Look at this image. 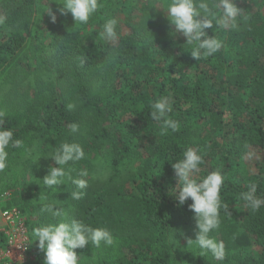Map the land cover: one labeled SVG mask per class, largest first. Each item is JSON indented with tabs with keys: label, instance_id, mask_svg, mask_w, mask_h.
Instances as JSON below:
<instances>
[{
	"label": "trees",
	"instance_id": "1",
	"mask_svg": "<svg viewBox=\"0 0 264 264\" xmlns=\"http://www.w3.org/2000/svg\"><path fill=\"white\" fill-rule=\"evenodd\" d=\"M153 2L99 0L89 22L75 24L56 0H0V86L25 85L20 99L0 102V127L23 142L8 147L0 170V208L21 211L29 237V258L15 264H44L32 230L60 219L113 235L111 246L77 248L79 264H264V207L251 211L241 198L253 184L264 198V0H236L244 10L238 29L213 25L208 35L223 47L199 60ZM110 18H118L113 42L102 39ZM162 96L171 98L177 131L162 134L151 119V104ZM62 142L84 148L85 158L66 167L73 177L88 171L86 189L67 178L54 189L43 186L49 166H58L49 155ZM188 147L204 157L195 179L213 170L225 177L221 199L231 214L221 209L212 233L225 243L223 260L188 245L196 219L191 199L180 206L173 194L172 167ZM248 151L256 155L246 158ZM73 191L84 195L73 200ZM41 195L64 215L42 212ZM6 245L0 233V264Z\"/></svg>",
	"mask_w": 264,
	"mask_h": 264
},
{
	"label": "clouds",
	"instance_id": "2",
	"mask_svg": "<svg viewBox=\"0 0 264 264\" xmlns=\"http://www.w3.org/2000/svg\"><path fill=\"white\" fill-rule=\"evenodd\" d=\"M60 5V15L71 14L75 24H87L90 17L96 13L101 4L99 0H56ZM163 9L172 28V34H180L186 38V44L192 45L191 56L199 60L202 56L208 57L217 53L223 47V41L216 35H208L207 30L213 28L224 31L237 30L239 20L244 18V10L240 8L236 0H156L152 9ZM48 15L51 22L55 23L57 14L48 7ZM118 18H110L103 24L102 39L109 42L116 41L119 33ZM215 33V32H214ZM75 107L73 103L66 105L68 110ZM151 119L159 122L161 133L169 129L177 131L179 122L172 119L169 113L172 112L171 98L162 96L151 104ZM72 132L79 130V125H70ZM14 133L9 128L0 127V170L7 166V149L11 145L20 147L21 140L13 139ZM84 148L75 142H62L55 147L49 155L58 166H49L48 173L42 178L43 186L54 189L65 178L71 181L77 189L88 187L86 169H81L76 177L71 173L74 168H68L70 162L75 164L85 158ZM256 154L253 151L246 153V158H252ZM204 157L197 148L188 147L183 158L173 163L172 167L178 180L173 194L180 206H183L189 199L192 203L189 209L193 211L196 219V238L189 239L188 245L195 243L202 256L211 254L216 260H223L226 255L225 243L218 240L212 233L218 230L221 224L220 212L223 209L229 215L228 204L221 199V189L225 177L220 170L210 171L202 179H195L200 172V165ZM255 184L249 186V190L241 194L251 211H259L264 207V198L256 195ZM84 195L83 191L71 192V199L80 200ZM39 200L42 204L41 211L47 212L53 218L62 217L64 214L54 204L47 202V197L41 195ZM33 241L38 240V248L45 253L44 264H79L76 253L77 248H84L87 245H95L97 248L104 244L111 246L114 238L111 232L104 227H92L83 221L73 219L70 222L60 219L55 223H45L32 230Z\"/></svg>",
	"mask_w": 264,
	"mask_h": 264
},
{
	"label": "built area",
	"instance_id": "3",
	"mask_svg": "<svg viewBox=\"0 0 264 264\" xmlns=\"http://www.w3.org/2000/svg\"><path fill=\"white\" fill-rule=\"evenodd\" d=\"M0 233L7 239L6 247L1 251V259L5 264L24 262L27 258L29 237L25 219L17 208H0Z\"/></svg>",
	"mask_w": 264,
	"mask_h": 264
},
{
	"label": "rangeland",
	"instance_id": "4",
	"mask_svg": "<svg viewBox=\"0 0 264 264\" xmlns=\"http://www.w3.org/2000/svg\"><path fill=\"white\" fill-rule=\"evenodd\" d=\"M153 1V0H151ZM156 2V0H154ZM153 2V4L155 3ZM44 8L40 9V12H38V19L36 20L35 24H32V26H35L34 28L36 29L37 25H38V20L41 17V14L44 12ZM165 16L166 13L164 12V10L161 8L159 9ZM132 17H135V12L132 15ZM133 23H135L136 21L133 19L132 20ZM24 88L25 85L19 84L18 87L15 88V84H13V81H9L6 82L4 85L2 84L0 86V102H8L10 99H13V101H15L14 99H20L22 97L23 92H24ZM11 97V98H10ZM3 200V197H0V202ZM29 258V256L25 259V261ZM5 264V263H4Z\"/></svg>",
	"mask_w": 264,
	"mask_h": 264
}]
</instances>
